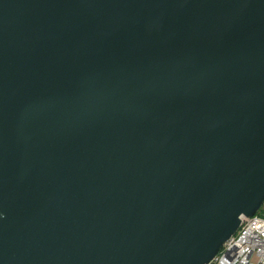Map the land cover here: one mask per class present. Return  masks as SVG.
Listing matches in <instances>:
<instances>
[{
    "label": "water",
    "instance_id": "1",
    "mask_svg": "<svg viewBox=\"0 0 264 264\" xmlns=\"http://www.w3.org/2000/svg\"><path fill=\"white\" fill-rule=\"evenodd\" d=\"M264 202V0H0V264H205Z\"/></svg>",
    "mask_w": 264,
    "mask_h": 264
},
{
    "label": "built area",
    "instance_id": "2",
    "mask_svg": "<svg viewBox=\"0 0 264 264\" xmlns=\"http://www.w3.org/2000/svg\"><path fill=\"white\" fill-rule=\"evenodd\" d=\"M205 264H264V216H242L237 229Z\"/></svg>",
    "mask_w": 264,
    "mask_h": 264
},
{
    "label": "rangeland",
    "instance_id": "3",
    "mask_svg": "<svg viewBox=\"0 0 264 264\" xmlns=\"http://www.w3.org/2000/svg\"><path fill=\"white\" fill-rule=\"evenodd\" d=\"M256 214L260 215V216H264V209H261L256 211Z\"/></svg>",
    "mask_w": 264,
    "mask_h": 264
}]
</instances>
